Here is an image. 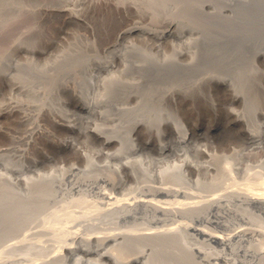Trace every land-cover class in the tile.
I'll return each instance as SVG.
<instances>
[{"label":"bare ground","instance_id":"6f19581e","mask_svg":"<svg viewBox=\"0 0 264 264\" xmlns=\"http://www.w3.org/2000/svg\"><path fill=\"white\" fill-rule=\"evenodd\" d=\"M70 1L67 10L79 18L85 0ZM108 1L113 3L115 12L124 14H142L144 7L153 10L157 3L163 9L174 7L172 0ZM232 1L235 5L245 3V0ZM254 1L260 7L256 5L252 11L240 8L244 11L239 13L233 6L220 12L222 33L228 28L235 30L240 18L245 20L240 21L242 24H249L253 32L263 35L264 12L260 10L264 0ZM150 14L157 21L158 14L155 11ZM159 23L166 28L162 33L136 28L120 32L123 40L133 35L152 39L146 43L148 50L138 46L129 49L122 42L113 47L106 44L103 51L110 53L111 59L101 65L91 82L93 79L106 82V79L100 80L104 73L117 72L122 67L123 75L136 78L135 82L139 78L134 72L139 74L149 67L147 71H152L149 73L157 81L155 76L193 71L200 57L202 61L213 58L210 56L213 45L203 43L196 34H191L189 39L183 34L176 35L175 19L163 17ZM171 39L174 41L170 42ZM131 51L135 55L130 57ZM0 55L3 60L6 52L3 50ZM257 58L264 67V53L259 51ZM27 66L32 72L36 70L32 61ZM8 79L10 91L26 96L31 102L27 103L29 110L37 111L36 115L26 113L22 117L25 122L38 121L49 114L70 134L78 133L76 122L79 120L73 119L76 115L68 107L60 114L54 97L36 85V78L32 80L30 76L33 83L26 85L19 81L17 74ZM200 80L208 83V87L217 83L231 91L233 104L246 102L244 86L236 79L202 76ZM241 80L244 81L242 77ZM166 88L163 101L177 108L182 103L178 101V93L174 88ZM97 90L91 83L82 91L72 90L71 98L75 107L87 114V120L100 117L111 123L122 122L121 126H106L105 130L93 127L88 132L104 150L118 144L122 148L113 153L102 152L99 158L103 163L99 164L81 152L74 138L67 140L62 149L80 151L87 163L83 170L71 167L73 183L68 192L57 189L54 174L36 170L39 164L30 167L26 174L24 170L0 163V174L7 178L0 181V264H228L229 257L223 255L227 251L233 254L232 259L249 256L251 260L245 261L246 264H264V121L261 120L264 111L231 110L235 122L244 127L243 145L212 152L198 145L206 133L196 128L182 105L180 115L178 111L174 114L175 109L170 112L164 105H157L151 94H146L145 101L135 98L141 105L139 108H123L118 112L119 118H111L107 103L97 98ZM16 108L18 105L14 102L13 111ZM194 157H202L204 162L198 163ZM253 163L258 164L257 170L250 171ZM91 192L96 193V201L87 199L86 195ZM196 237L201 239L197 244Z\"/></svg>","mask_w":264,"mask_h":264},{"label":"rangeland","instance_id":"374dc122","mask_svg":"<svg viewBox=\"0 0 264 264\" xmlns=\"http://www.w3.org/2000/svg\"><path fill=\"white\" fill-rule=\"evenodd\" d=\"M172 1L174 2L172 8L163 9L157 3L153 10H150L147 6L144 7L142 14L132 12L124 14L123 11L120 13L115 12L113 3L108 0H85L86 4L82 16L78 18L74 16L75 14L71 10H67L71 6L72 1L70 0H0V54L3 50L6 52L4 59L0 60V163L14 169L24 170L26 174L30 167L34 168L39 164L36 170H40L46 175L54 174L56 176L55 184L59 186L57 189L60 192H68L67 189H70L69 187L73 183L71 167H78L83 170L87 166L81 152L102 164L103 160L99 158L102 152L113 153L122 148V145L118 144L111 149L105 148L104 150L96 137L88 133L93 127H100V129L105 130L106 126L113 128L114 126L123 125L122 122L111 123L100 119V117H91L90 120H87L88 116L82 111V108L75 107L71 98V91H82L83 87L89 86L91 83L99 88L96 91L97 98L105 104L107 103V109L111 113L109 117L111 118H119L118 112L123 108H139L141 105L136 102L138 101L136 100L137 97L145 101L146 94H151L157 105H164L170 112L175 109L174 114H177L178 111L180 115L179 108L181 105V108L185 107L187 109L195 121V125L198 126L196 128L206 133L205 139L198 144L201 147L215 152L227 148H238L243 145L244 127L235 122L230 111L233 109L245 111L246 108L264 111V67L260 65L257 58L259 51L264 53V44H262L264 33L261 35L258 32H253L251 30L253 28L247 23V25L242 24L241 22L245 20H240V18L236 21L235 30L228 28L226 31L224 30L225 33H222L219 18L220 12L233 6L237 10L236 12L241 13L245 9L255 10L257 4L254 0H245V3L236 5L230 3V1L235 2L232 0ZM177 2L180 3L176 5ZM261 7L263 10L260 11L264 12V7ZM85 8L90 10L86 9L84 11ZM151 11L158 14L157 21L154 18L152 19ZM163 17L176 20L178 23L175 30L176 35L183 34L189 39L191 34H196L203 43L206 42L211 47L213 45L214 51L211 48L212 53L210 56L213 55L214 61L212 56V60L210 57L208 59L212 62L202 61L199 55L200 63L198 62V66L193 71L184 72V74L174 71L166 73L167 75H160V78L155 76L159 79L157 81L153 75H150L149 72L152 71H147L149 67L139 74L134 72L133 75L136 74L139 78L136 82V78L125 77L122 72L123 67H120L121 69H118L117 72L112 71L109 72L110 75L108 72L102 75L103 78L101 77L100 80L106 79V82L103 80L98 82L94 79L91 82V79L94 76L96 77L101 65L111 59L110 53L103 51L106 44L113 47L118 42H122L129 49L138 46L143 51L148 50L146 43L152 41V39L143 40L142 37L133 35L123 40L120 34L126 29L133 28L162 33L166 29L162 28L159 23ZM245 31L249 34H245ZM240 32L244 35L242 36ZM118 34L120 35L119 40ZM172 39L170 42L174 41ZM252 39L257 41L255 42ZM214 45L218 46L215 47ZM222 46L223 48H221ZM166 50L168 54H171L170 49ZM220 52H222L221 55L224 58L220 55ZM133 55H135L134 51L129 52L130 57ZM215 59L218 60L215 61ZM29 61L36 64L34 72L27 66ZM202 63L203 65H201ZM13 74H17L23 85L33 83V77L36 78V85L41 86L51 98L54 97L60 114L69 108L70 113L76 115L77 118L73 119L79 120L76 122L79 126L78 133L70 134L62 123L57 124L49 114L44 115L41 120L25 122L22 117L26 113L36 115L37 111L34 109L29 110L30 107L27 103L31 102L26 96L14 95L10 91L9 84L11 80L8 78ZM202 76L236 79L237 82H240L238 84L241 87L244 86L242 88H244L243 94L246 97V102L242 105L233 104L231 91L224 90L217 83L212 84V87H208V83L204 84L200 80ZM241 77L246 83L241 80ZM163 81L166 83H163ZM241 82L245 84L242 85ZM166 87L169 89L174 88V91L178 93V101L182 103H179L178 105H181L177 108L171 107L163 101ZM157 99L159 102H156ZM14 102L18 105L16 111H13ZM71 109L74 113L71 112ZM56 120H61L60 116ZM261 120L264 121V118ZM190 126L192 125L190 124ZM72 138L76 141L77 147L82 150L79 151L81 154L70 149H62L63 144ZM123 148L127 149V146H123ZM201 158L194 157L193 159L198 163H202L204 159ZM49 159H52V161ZM43 162L46 163L45 166ZM41 164L42 166H40ZM257 165L253 163L250 171L257 170L255 168ZM6 179L5 176L0 177V181ZM69 195L72 196V194ZM86 196L87 199L92 201L97 200L95 192L88 193ZM69 200H73V197H69ZM194 241L197 244L201 239L197 238ZM230 253V251H227L226 254H223L229 257L228 264L234 262L237 257L234 256L233 260V254L231 256ZM237 258V261L235 260L232 264H246L245 261L251 260L246 255ZM240 258L241 260L243 258L244 261H241Z\"/></svg>","mask_w":264,"mask_h":264}]
</instances>
